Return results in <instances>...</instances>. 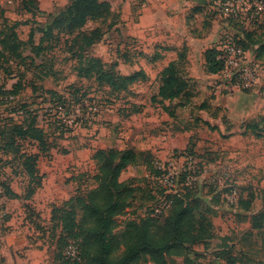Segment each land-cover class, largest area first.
<instances>
[{
  "label": "rangeland",
  "instance_id": "1",
  "mask_svg": "<svg viewBox=\"0 0 264 264\" xmlns=\"http://www.w3.org/2000/svg\"><path fill=\"white\" fill-rule=\"evenodd\" d=\"M106 1L109 14L73 35L56 29L43 39L40 55L30 60L27 55L44 38L37 28L51 24L71 0H0V117L19 120L9 110L28 104L43 108L41 125L56 131L44 138L49 148L31 129L23 137L12 134L13 144L6 147L24 148L40 157L42 187L28 201L5 197L2 184L23 198L33 185L19 156L0 147V211L18 213L6 224L17 231L7 239L17 246L10 250L11 264H66L64 249L83 228L71 227L68 215L60 210L69 200H88L98 190L97 153L110 148L149 151L167 172L155 178L139 166L123 173L122 181L133 180V194L124 213L115 218L114 235L120 241L130 222L150 220L161 227L163 218L158 215L166 212L162 208L168 194L189 187L208 203L212 236L179 249L181 256H168V263L184 264L191 256L198 264H264V224L261 229H252L251 224L264 210V9L257 20L247 22L240 14L227 15L229 0ZM255 1L264 7V0ZM235 6L237 12L247 11L242 3ZM97 29L105 37L91 46L83 34ZM247 34L253 35L247 41V61L259 81L245 91L222 73L209 74L205 52L221 47L227 37L238 42ZM94 58L116 63L120 75L141 72V80L117 93L99 85L94 76L78 78ZM172 62L180 65L177 76L187 86L176 100L159 94L167 88L165 71ZM19 82L21 93L6 95ZM73 94H84L88 101L67 112L57 106L59 99ZM150 158L145 155L138 161ZM184 169L185 181L179 178ZM170 173L173 182L167 181ZM76 205L74 220L81 224L83 214ZM2 221L1 215L0 225ZM124 252L120 245L112 264H118ZM131 264L153 263L141 258Z\"/></svg>",
  "mask_w": 264,
  "mask_h": 264
},
{
  "label": "trees",
  "instance_id": "2",
  "mask_svg": "<svg viewBox=\"0 0 264 264\" xmlns=\"http://www.w3.org/2000/svg\"><path fill=\"white\" fill-rule=\"evenodd\" d=\"M109 13L110 9L106 0H71V5L57 15L51 24L46 28H37L36 32L42 33L44 38L41 39L39 46L32 48L27 58L35 60L36 55H40L42 52L43 39H49L56 29L73 35L75 31L83 29L89 22L98 20ZM83 37L89 39V45L92 46L96 41L101 43L105 33L97 29L90 34H83ZM252 38V34H247L243 41L239 40L237 43L248 52L250 46L247 41H252ZM77 41L79 40H74V42ZM68 50L69 54L73 53L71 46ZM220 54L218 48L215 47L209 48L205 52L207 71L211 75H219L225 68L224 62L218 59ZM75 57L79 60L81 58L78 54ZM39 59L41 61L42 58ZM155 60L154 58L153 61ZM90 61V65L82 70L78 78L94 76L99 85H106L117 93H125L131 86L141 80V72H136L134 75H120L116 71L118 67L116 63L108 65L100 58H94ZM179 67V64L172 62L165 71L167 88H161L159 94L168 97L169 100H176L183 96L187 89L186 83L177 76ZM21 90V83L19 82L11 91L6 92V95L17 97ZM87 97L84 94H73L68 98L59 99L57 106L71 110L73 106L84 105L88 101ZM42 110L43 108L34 109L28 104H20L9 110V114L15 115L19 120H16L13 116H1L0 147L6 148L11 141L10 145L13 144L12 134L23 137L27 135L30 129L35 133V137L38 136L41 145L46 146L45 139L56 131L46 129L44 125H41L39 113ZM58 120L61 121L60 118ZM63 132L65 131H61V133ZM46 148L49 147L46 146ZM5 151L10 154H17L20 160L23 161V167L33 187L30 188L27 196L23 198L15 193L9 185L2 184L4 195L10 200L28 201L36 190L42 187V176L39 175L38 169L40 157L38 154H27L24 148L14 151L6 148ZM145 155L151 156V158L148 162L140 164L139 158ZM97 159L101 162L99 174L96 177L99 183L98 190L93 192L88 200L76 199L74 202L72 199L69 200L60 210L61 213L68 215L71 227H76L78 230L83 228L82 232L77 233L64 249L62 257L66 264H80L86 261H89V264H112V256L119 250L120 245L124 247L125 252L118 264H131L141 258H149L153 264H169L167 257L181 256L179 249L187 250V247L197 246L211 238L213 225L208 217V203L196 194L192 188L187 187L182 192L168 194L165 200L166 207L162 208L166 212L162 213L157 210V214L162 213L158 215V217L163 218L161 221L164 224L161 227L154 226L150 220L130 222L126 226L124 234L120 237V241L114 235L115 218L124 213L133 194L131 186L133 180L122 181L121 176L128 168H138L139 166L145 167L149 174L155 178L163 176V172L158 168L155 156L149 151L104 149L97 153ZM187 177L188 173L182 174L183 181ZM34 185H36V188H34ZM76 203L83 214L81 224H76L74 220L77 215ZM56 212L57 210L53 211L54 214ZM251 224L252 229L263 227L264 210L254 216ZM71 245L77 247L78 260L76 261H71L66 256V250ZM184 264H198V262L196 258L188 256L185 258Z\"/></svg>",
  "mask_w": 264,
  "mask_h": 264
},
{
  "label": "built area",
  "instance_id": "3",
  "mask_svg": "<svg viewBox=\"0 0 264 264\" xmlns=\"http://www.w3.org/2000/svg\"><path fill=\"white\" fill-rule=\"evenodd\" d=\"M242 3L246 6L247 11L237 12L239 6H235V4ZM229 12L227 15L238 18L240 14V18L243 20L250 22L252 20H257L264 9L263 5L259 1L255 0H229ZM234 4V5H233ZM220 51L219 60L224 62V70L222 74L231 82H233L237 87L241 90H250L252 89L259 81L258 72L255 68L251 67L248 64L247 57L248 52H246L236 41L232 38L227 37L224 42L221 44V47L218 48ZM80 107V106H77ZM64 111L67 112L68 109ZM158 168L163 172V176L167 174L165 172L163 166L159 163ZM171 167V166H170ZM171 170L170 168H168ZM188 173V169H184L183 173ZM181 176H176V180L181 178ZM179 177V178H177ZM175 179L172 173L168 174L167 181L171 180L173 182ZM236 192H232L231 198L235 200ZM67 259L71 261L78 260V251L75 245H71L66 250Z\"/></svg>",
  "mask_w": 264,
  "mask_h": 264
},
{
  "label": "crops",
  "instance_id": "4",
  "mask_svg": "<svg viewBox=\"0 0 264 264\" xmlns=\"http://www.w3.org/2000/svg\"><path fill=\"white\" fill-rule=\"evenodd\" d=\"M201 57H199V61H201ZM116 71H118V67L116 68ZM112 149V148H110ZM106 150V149H105ZM16 212V215H14V213H9L2 210L0 211V217L1 215L4 216V221H2V224L0 225V264H11L12 260H13V257L11 255V251L12 249L16 248L17 246L16 245H11L9 244L8 242V238H13L12 236H15L17 233V231H13V230H10L11 228L10 227H7L6 224L10 222V220L12 221V218L13 217H17L18 213L17 211ZM19 215H22V211H20V214ZM23 232V231H22ZM22 232L20 231L19 234H22ZM4 260H3V259ZM14 262V261H13Z\"/></svg>",
  "mask_w": 264,
  "mask_h": 264
}]
</instances>
